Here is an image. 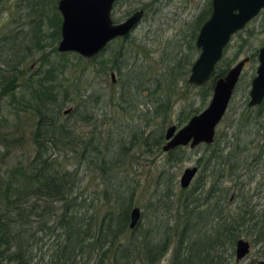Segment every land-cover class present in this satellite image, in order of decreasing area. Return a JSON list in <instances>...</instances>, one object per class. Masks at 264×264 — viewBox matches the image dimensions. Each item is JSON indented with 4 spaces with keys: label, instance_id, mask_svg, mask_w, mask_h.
Instances as JSON below:
<instances>
[{
    "label": "trees",
    "instance_id": "1",
    "mask_svg": "<svg viewBox=\"0 0 264 264\" xmlns=\"http://www.w3.org/2000/svg\"><path fill=\"white\" fill-rule=\"evenodd\" d=\"M24 1L38 13L33 17L30 36L35 37L36 46L43 48V0ZM54 7L47 18V36L56 41L60 39L61 16L56 4ZM228 44L210 78L200 86L202 99L211 95L215 80L234 61L225 56ZM189 45L184 50L172 40L147 63H128L126 46L107 57H102L104 48L89 58L54 47V56L43 51L38 69L23 82L15 83L14 70L0 79V95H10V110L16 119L19 111L28 112L33 119L29 146L32 154L17 156L12 164L0 169V264H104L105 260L133 264L137 259L155 262L170 246L169 264H222L224 248L233 249L243 234L253 245L259 243V252L264 256V207L250 204L247 182L235 180L239 169L249 168L240 156L248 149L250 139L236 150L219 148L216 142L206 146L197 163L213 175H226L228 182L213 181L208 188L203 183L199 189L200 193L205 190L203 197L192 196L196 185L173 197L174 174L167 173L168 167L185 154L182 146L166 151L154 191L160 195L158 202L160 197L167 199L164 205L174 211L173 221L168 223V217L160 224L154 211L152 218L146 217L147 227L141 221L129 226L137 190L143 186L140 178L130 176L134 169L131 157L138 154L154 159L153 153L161 150L165 128L163 123L152 128L151 123L155 118L162 122L168 119L175 112L180 88L192 86L187 75L195 48ZM255 56L256 52L251 55ZM22 60L19 58L17 64ZM95 62L100 66L94 71L102 77L118 72L119 88L108 97L87 91L89 70ZM102 102L115 106L118 115L108 117L104 111L99 118L96 106ZM68 106L71 109L65 112ZM139 106L143 110L137 113L142 114L141 124L131 127L129 123L123 131H115L120 114L135 113ZM200 110L194 107L178 114V125ZM241 113L246 117L237 119L234 137L244 132L247 139L250 131L242 130L251 124L255 137L264 138V101L254 108L247 106ZM256 156L264 161V150ZM235 199L239 202L232 206ZM152 202L148 201L150 207ZM41 230L53 237L43 261L32 252L41 238L36 233ZM154 233L160 235L158 239Z\"/></svg>",
    "mask_w": 264,
    "mask_h": 264
},
{
    "label": "rangeland",
    "instance_id": "2",
    "mask_svg": "<svg viewBox=\"0 0 264 264\" xmlns=\"http://www.w3.org/2000/svg\"><path fill=\"white\" fill-rule=\"evenodd\" d=\"M57 0H43V24L41 36L43 37V43L45 46L42 48L36 46L34 43L35 37H31V29L34 26L33 17L38 15L36 11L30 9L29 5L24 0H3L0 3V79L10 74L13 70L16 71L17 79L16 84L23 82L28 75L34 73L41 61L40 56L43 51H47L54 56V47L57 48L58 40H52L47 36V32L50 27L47 25V18L51 16L55 10L54 4ZM205 4V0H116L112 8V17L116 20L124 18L128 13L132 12L135 8L142 7L145 10V15L140 20L138 25L133 29L127 39L117 38L113 40L104 51L102 57H107L109 54L120 47L121 44L126 45L129 55L125 56L128 63L144 62L147 63L154 59L161 51V49L168 44L171 40L180 39L183 41L181 49L187 50L189 43L195 45L194 37H191L193 32L192 21L196 12L201 9ZM58 10V8L56 7ZM59 11V10H58ZM36 13V14H35ZM22 38V41H17ZM264 42V12H261L253 20H251L241 31L240 35L233 36L228 44V49L225 52V56L234 58L232 64H234L239 59L245 56H251L256 52V56L249 58L246 61L239 82L236 85L233 95L230 99L228 110L225 117L217 126L218 137H226L225 139H220V144L223 146H228L229 141L234 137L233 131L235 130V123L238 122L237 119L243 116L242 111L246 108L247 101L249 99V89L251 86V78L255 75L256 67L258 61L257 52L260 45ZM194 57L198 55V49L194 46ZM137 49L139 50L138 53ZM136 54V56L134 55ZM235 56V57H234ZM101 57V58H102ZM24 59L22 62L17 64L18 59ZM75 60V59H74ZM155 63V62H154ZM110 64V63H109ZM98 63H94L89 70L88 80L90 85L87 86L88 92H93L95 95L105 94L107 97L112 90L119 88L118 72L114 70L116 80L113 81L110 72L102 77L100 72L94 71L96 67H99ZM155 66V65H154ZM192 84V83H191ZM201 85L192 84V86H184L180 88L177 94L178 97L174 102L175 112L169 115L168 119L164 122L160 118H155L151 123L152 128H159L160 124L164 128L171 123L178 125V114L181 112H188L190 108L199 107L203 109L210 96L202 99L200 95ZM0 90L2 88L0 87ZM180 91L184 92L180 96ZM180 96V97H179ZM10 102V95L4 94L0 95V169H4L6 166L12 164L16 160L17 156L28 157L32 154L30 149V139H31V129L33 119L30 117L29 113L26 111H19L18 120L17 116L10 110L12 104ZM12 102V101H11ZM16 103V102H14ZM69 106H72L70 104ZM68 106V107H69ZM115 106H110L109 104L100 103L96 106V111L98 117H102V112H106L109 116L118 115L115 112ZM138 112H143L142 107L132 111L130 114H125L126 116H120L125 119L121 120L119 125L115 126V131H123L127 124L131 123V127H137L142 122L141 116L137 115ZM132 116V117H130ZM232 122V123H231ZM234 122V123H233ZM182 125V124H181ZM179 126V125H178ZM163 128V129H164ZM247 129L250 131L248 139L255 137V129L248 124ZM165 130V129H164ZM237 137L246 139L244 137V132L238 133ZM19 142V143H17ZM185 156L176 162H171V166L168 167V174H174V184L171 185V192L174 193L173 197L183 192L191 190V186L198 185L199 182L196 179L199 177V173L194 178L193 183L187 188H182L179 184V177L183 169L194 163L201 156L204 145H199L197 147L185 146L183 148ZM154 159H149L151 157H139L135 154L131 157V164L134 167L132 169L130 176H135L140 178L142 187L137 190V195L134 200V205H139L144 212L141 218V223L144 227H147L146 217H153L154 211L158 214L157 221H161L160 224L166 223L165 221L169 217V222L172 223V214L170 208H166L164 201L167 199H162L158 202L156 198L160 196L154 191V183L159 173V164L162 163L164 157L166 156V151L161 147L160 151L153 153ZM138 157V158H137ZM137 161V163L135 162ZM257 169L253 179L250 183H247L248 194H254L253 197L249 195L250 204H259L263 200L264 193V161L260 162V166H253ZM163 180V178H162ZM169 180V179H168ZM200 186H197L195 192L192 196H199ZM253 191V193H252ZM172 197V198H173ZM174 197V198H175ZM153 201L151 207L148 201ZM239 202V199H235L232 206H235ZM173 210V209H172ZM165 213V214H164ZM150 218V219H151ZM163 220H161V219ZM154 219V218H153ZM159 224V225H160ZM159 238L158 233H154ZM36 235L41 238L33 245V254L35 258L44 260L50 244L53 241V237L45 235L44 231L41 230L36 233ZM242 237L249 239L251 242L250 252L240 260L235 258L234 248L231 249L230 246H226L223 250L224 261L222 264H256L258 259L263 256L259 252V243L253 245V241L245 236ZM234 247V246H233ZM232 252V253H231ZM172 248L171 246L166 251V253L155 262H144L143 260L137 259L133 264H169L171 258ZM10 264V263H5ZM104 264H112L110 260H105Z\"/></svg>",
    "mask_w": 264,
    "mask_h": 264
},
{
    "label": "water",
    "instance_id": "3",
    "mask_svg": "<svg viewBox=\"0 0 264 264\" xmlns=\"http://www.w3.org/2000/svg\"><path fill=\"white\" fill-rule=\"evenodd\" d=\"M115 0H58L57 8L61 13L60 39L57 49L61 52L74 51L89 58L104 49L107 42L116 35L126 34L137 22L140 11H136L124 21L114 23L111 10ZM213 9L201 25L196 37L198 55L193 60L187 81L202 85L211 76L216 64L222 58L224 48L230 37L264 6V0H212ZM258 63L251 79L249 105L259 104L264 98V44L257 54ZM245 56L230 66L227 72L218 77L213 85L207 105L192 114L186 122L177 126L171 123L164 130L165 142L162 148L167 151L178 145L191 147L200 142L214 140L216 127L223 117L233 91L247 61ZM114 80L115 73L111 72ZM71 108H65L68 112ZM197 165L186 166L180 177L182 187L190 184L197 172ZM140 208L134 205L130 211L129 226L136 225ZM250 251V242L244 237L235 242V258L245 257ZM264 264V257L257 261Z\"/></svg>",
    "mask_w": 264,
    "mask_h": 264
},
{
    "label": "flooded vegetation",
    "instance_id": "4",
    "mask_svg": "<svg viewBox=\"0 0 264 264\" xmlns=\"http://www.w3.org/2000/svg\"><path fill=\"white\" fill-rule=\"evenodd\" d=\"M58 1V0H57ZM116 1V0H115ZM114 1V2H115ZM56 5H57V3H56ZM113 5H114V3H113ZM113 8V7H112ZM212 9H213V5H212V0H205V4H204V6L201 8V9H199L197 12H196V14H195V16H194V19H193V21L191 22L192 23V26H193V32L191 33V37H194V39H195V47H196V37H197V34H198V32H199V30H200V27H201V25L205 22V20L209 17V15L211 14V12H212ZM136 11H140V17L138 18V20H137V22L135 23V25L126 33V34H122V35H116L115 37H113L111 40H109L108 42H107V44H106V46L104 47L105 49L107 48V46L109 45V43H111L113 40H115V39H117V38H123V39H127L128 37H129V35H130V33L133 31V29L138 25V23L140 22V20L143 18V16L145 15V10H144V8H142V7H139V8H135L132 12H130V13H128V15H126L124 18H122V19H120V20H116V19H114L113 17H112V14H111V17H112V20H113V22L114 23H118V22H121V21H124L126 18H128L130 15H132L133 13H135ZM261 12H264V6H262L260 9H259V11L245 24V26L244 27H242V28H240V29H238L235 33H233L232 34V36L230 37V39L233 37V36H235V35H240L241 34V31H243L244 29H245V27H246V25L251 21V20H253L257 15H259ZM59 13H60V11H59ZM111 13H112V10H111ZM60 16H61V13H60ZM61 19H62V17H61ZM60 25H61V22H60ZM174 40H176L177 41V43L179 44V45H183V41H180V39H174ZM172 41V40H171ZM230 41V40H229ZM229 43V42H228ZM264 44V42L261 44V45H263ZM260 45V46H261ZM120 46H126V45H123V44H121ZM127 47V46H126ZM260 48V47H259ZM259 48H258V50H259ZM257 54H258V52H257ZM249 58H253V57H251V56H248V59H247V61L249 60ZM256 60L258 61V58H256ZM246 63V62H245ZM111 72H114V71H111ZM111 72H110V75H111ZM115 73V72H114ZM111 78H112V76H111ZM252 79V78H251ZM112 80H113V78H112ZM116 80V77L114 78V80L113 81H115ZM238 82H239V80H238ZM238 82H237V84H238ZM236 84V85H237ZM250 90V89H249ZM234 92V91H233ZM233 95V94H232ZM232 97V96H231ZM249 100V99H248ZM264 101V98H263V100L260 102V103H262ZM259 103V104H260ZM259 104H256V105H249L248 104V101H247V105H246V107L248 106L249 108H254V107H256L257 105H259ZM228 106H229V104H228ZM227 110H228V107H227V109H226V111H225V113H224V115H223V117L221 118V120H220V122L223 120V118L225 117V115H226V112H227ZM251 113H253V111H251ZM246 117V114H244L243 113V116H242V118H245ZM220 122L218 123V125L220 124ZM217 125V126H218ZM178 126V125H177ZM180 126V125H179ZM216 131H217V127H216ZM216 134H217V132H215V137H214V140L212 141V142H210V143H206V142H200V143H198L197 145H195V146H193V147H197V146H199V145H204V150H203V152H202V154H201V156L204 154V151H206V146L207 145H210V144H212V143H214V142H216L217 143V146L219 147V148H224L225 150H227V149H231V148H233V149H237V147L239 146V145H242L243 144V142L245 141V140H248V138L247 139H242L241 137H233L230 141H229V145L228 146H223V145H221L220 144V139H225L226 137H218V136H216ZM165 137V136H164ZM254 139V141L253 142H250V140H253ZM250 140H248V145H247V150H246V152H243V154L240 156V159H245L246 160V162H248V167L249 168H247L246 170H245V168H243V169H239L238 170V172H237V174H236V176H237V178L235 179V180H237V181H240V183H250V181L253 179V177H254V175H255V172H256V170L257 169H254L253 168V166H260V162H263V161H261L259 158V156H256L257 155V153H258V151L259 150H261V149H263L264 150V138H257V137H254V138H250ZM165 142V141H164ZM260 145H262V147L260 148ZM178 146H182V148H185V146H189V147H191L189 144H186V145H178ZM178 146H175V147H178ZM175 147H172V148H175ZM193 147H191V148H193ZM172 148H170V149H172ZM169 149V150H170ZM168 151V150H167ZM200 157V156H199ZM198 157V158H199ZM244 157H246V158H244ZM196 162H197V160H196ZM193 165V164H192ZM194 165H197V167H198V169H197V172L195 173V175L193 176V178H192V180H191V182H190V184L188 185V186H186V187H182L181 185V187L182 188H189V186H191V184L193 183V181H194V178L197 176V174L199 173V177L196 179V181L197 182H199V186H200V188L202 187L201 185H203V183L205 184L203 187L204 188H208V187H210V185H211V183L213 182V181H215V183L216 182H221V181H227V179H228V177L226 176V175H224V177H220L219 175H218V173H215L214 175H213V173L211 172V171H209L208 169H204L201 165H199L198 163H194ZM188 166H190V165H188ZM246 177L248 178V180L246 181ZM228 182V181H227ZM180 184V183H179ZM197 184H196V186H198ZM194 186L195 185H193V186H191L192 188H194ZM189 190V189H188ZM187 192H189V191H187ZM252 193H253V191H252ZM204 194H205V190H202V192L200 193V197H203L204 196ZM253 195L254 194H251V196L253 197ZM232 197H233V195H231V199H232ZM252 205H255L257 208H259V207H264V193H263V200H262V202H260L259 204H257V203H252ZM137 206H139V205H137ZM139 208H140V211H141V213H140V217H139V219H138V221H137V223H136V225L141 221V218H142V213H143V211H142V209H141V207L139 206ZM135 225V226H136ZM249 240V239H248ZM249 242H250V240H249ZM250 249H251V242H250ZM234 252H235V245H234ZM250 252V251H249ZM264 257V256H263ZM262 257V258H263ZM259 260V259H258ZM257 260V261H258ZM257 264V263H256Z\"/></svg>",
    "mask_w": 264,
    "mask_h": 264
}]
</instances>
